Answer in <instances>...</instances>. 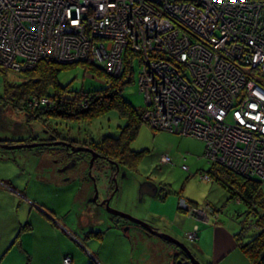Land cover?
Returning a JSON list of instances; mask_svg holds the SVG:
<instances>
[{
	"label": "built area",
	"instance_id": "2783aa9c",
	"mask_svg": "<svg viewBox=\"0 0 264 264\" xmlns=\"http://www.w3.org/2000/svg\"><path fill=\"white\" fill-rule=\"evenodd\" d=\"M45 48L112 76L133 53L143 121L200 139L206 161L264 181V0H0V64L29 68Z\"/></svg>",
	"mask_w": 264,
	"mask_h": 264
},
{
	"label": "rangeland",
	"instance_id": "374dc122",
	"mask_svg": "<svg viewBox=\"0 0 264 264\" xmlns=\"http://www.w3.org/2000/svg\"><path fill=\"white\" fill-rule=\"evenodd\" d=\"M48 51H50L48 48L40 50V53L36 54V56L41 55L42 57L32 62L35 61L36 63L39 60H52L61 64L71 62L64 61L66 58H62L64 62L46 58L45 56L52 55L51 51L50 54H47ZM67 55L71 56L70 53ZM4 59L2 60L3 63H1L3 66L0 64V93L5 84L19 82L24 79L25 74H23V71L32 67L14 68V66L9 64L8 58ZM83 62L89 63V59L85 58ZM104 66L106 67V65ZM104 66L102 68L97 67L102 69L107 75L112 76L104 70ZM123 66L122 60L121 69L117 75L121 73ZM131 68L132 80L125 84L121 95L132 107L141 109L144 105V100L138 92V62L136 59H133ZM56 80L60 85L69 83L71 89L81 91L100 88L105 84L102 77L84 70L79 64L59 72ZM47 101L45 99L44 103ZM20 120L22 121L19 113H10V116L5 117L4 124L0 123V134L9 135L20 130L22 134L34 133L35 135L27 142L19 143H44L48 141V146L56 145L51 143L55 141L53 139L44 140L47 133L43 129L46 128L43 122L41 124L34 119L31 120L26 128H21L23 126ZM140 120L141 122L136 129L134 137L128 142L129 149L141 150V155L135 160L134 166L117 165L115 167L113 163L101 159L93 163L89 169L93 181L85 177L83 181V188L88 194L84 202L83 200L80 201V199H78L79 202H74L72 197L76 190H80L78 186L82 184V181H80L81 176L86 174V152H75L77 159L74 164L64 166L63 171H57L58 164L51 159L52 156H55L53 154V152L55 153L54 149H49L50 151L44 150L42 144L15 149L9 148L11 160L3 159L0 156V237L2 240H12L19 227L24 223H28L31 227L30 230L22 234L19 232L21 236L15 240H59L62 250L72 254L75 253L76 260L84 262L87 257L86 254L77 251L76 245H74L73 241H70L72 239L61 235L57 231V227L53 226L52 223L53 221H59L55 220V217H57L60 221H65V225L68 228L76 225L78 214L83 209L85 210L83 204L85 203L87 207L101 208L98 202L109 195L112 190L111 187L114 185L116 188L108 197V207L143 220L123 210L121 207L131 208L143 214L146 217L143 221L148 222L153 227L155 226L149 221H160L164 225L172 224L177 230L176 235L164 232L158 228L157 230L176 238L190 250L194 249L193 243L185 237V234L192 231L193 225L197 224L196 222H201L200 218L204 219L208 216L209 222H207V225L212 224L214 219H219L223 223L233 226L235 230L238 229L240 224L247 226L252 222L254 214L251 213V210L245 213L240 212L245 208L250 209L249 206L247 208L242 201L237 202L233 198H228V189H225L216 181L212 179L206 181L198 177V172L204 173L209 167V164L202 157L203 142L201 140L160 128L153 129L142 120V112H140ZM15 121L20 122L19 124H14ZM48 121L46 120L45 122L54 126L62 134H72L77 138H90L92 140L104 134L115 137L119 134V130L124 124L123 116L116 109L107 110L90 118L89 121L71 122L54 117H50ZM40 124L44 125L43 128H41ZM66 129H70L72 132ZM6 144L10 145V143ZM161 155L168 156L170 161L160 162L159 158ZM181 165L187 168L184 169ZM66 177L68 182L65 183L63 179ZM102 178L106 180L105 189L107 195L105 194V197L99 198V179L101 180ZM221 179L229 189L237 191L230 179L222 176ZM145 180H151L157 186V191L159 189L168 190L167 194L163 198L155 196L150 200V197L146 196L143 200H138L139 184ZM92 182L95 185V197L93 196ZM179 192H181L182 196L196 203L194 206H190L188 202L181 201L184 205L185 213H179L187 216L186 207L193 208L189 211L191 215H188L193 219L190 230H186V226L182 227L169 218L174 216L172 210L175 207V195ZM91 198L93 199L91 200ZM34 199L42 201L51 214L43 209L44 212L35 206H30L29 204ZM205 199H207V204L212 210L207 208ZM252 208L257 209L255 204L252 205ZM90 212L89 209L86 214ZM100 213L106 216H104L106 219L103 222L94 225L95 229L101 231V238L99 239L101 241H96L95 243L96 249H98V257L102 262L100 264H175L173 260L184 261L180 254L175 253V258L170 254V251L174 248L175 251L180 250L172 243L148 233L141 226L125 218L107 212L104 213L103 209ZM95 215L99 218L101 217L98 212ZM175 219L178 218L175 216ZM115 220L118 225L113 223ZM201 223L204 222L202 221ZM109 226H116L118 234L123 237H115L113 235L114 229ZM251 230L250 227L245 228L247 233H251ZM136 232H140L143 237L134 239ZM91 240H94V243L98 239ZM207 240H213V230L207 232ZM191 253L193 254V252Z\"/></svg>",
	"mask_w": 264,
	"mask_h": 264
},
{
	"label": "trees",
	"instance_id": "16d2710c",
	"mask_svg": "<svg viewBox=\"0 0 264 264\" xmlns=\"http://www.w3.org/2000/svg\"><path fill=\"white\" fill-rule=\"evenodd\" d=\"M134 56L128 50L124 51V66L121 73L116 76H109L92 63L79 60L62 64L52 60H39L31 68L23 71V74H25L24 79L15 83H7L3 86L0 100L12 111L24 112L26 113V118L35 119L40 123L43 122L48 130L55 129L54 126L51 124L50 126L45 122L46 120L49 122L48 119L50 117L71 122H82L89 121L90 118L107 110L116 109L124 118V124L117 136L104 134L95 140L90 138L81 139L88 141L94 147V150L114 161L116 165L133 167L135 160L141 155V150L129 149L128 142L134 137L136 129L141 122L140 109H135L126 102L121 95V91L125 84L132 80L131 64L133 59H136ZM75 64H79L84 70L102 77L105 83L104 86L89 91H81L71 89L69 83L58 84L56 78L59 72ZM41 98L48 101L46 103H44L45 101L40 102ZM44 125H41V127ZM66 130L71 131L70 129ZM206 162L209 167L204 171L207 176V179L204 180L212 179L216 181L225 189H228V198H233L237 202L242 201L247 208L249 206L250 209L245 208L240 212L245 213L251 210V213L254 214L253 220L249 225L243 226L240 224L238 229L233 232L232 239L235 246L245 256L249 264H264V191H262L264 189V181L252 175L241 176L217 163ZM199 173L201 172L197 173L198 177ZM221 176L230 179L237 191L229 189L222 182ZM167 192L168 190L165 189L157 191L156 186L154 195L163 198ZM188 204L190 206L195 205ZM253 204L256 205V210L252 208ZM206 206L209 210L211 209L208 204ZM27 227L29 228L28 223L22 224L14 235L13 240L17 239L19 232L21 233ZM246 227L252 229L251 233L245 231ZM190 251L192 252V250ZM177 252L176 254H180L183 260L186 258L181 250ZM173 261L175 264H180L178 260Z\"/></svg>",
	"mask_w": 264,
	"mask_h": 264
},
{
	"label": "crops",
	"instance_id": "0c3cea01",
	"mask_svg": "<svg viewBox=\"0 0 264 264\" xmlns=\"http://www.w3.org/2000/svg\"><path fill=\"white\" fill-rule=\"evenodd\" d=\"M6 129V128H5ZM34 133H31L27 135L22 134L20 130L12 132L9 135H4L3 133L0 134V140H4L7 142H27L29 139L34 137ZM9 148L3 147L0 145V156H2L3 159L11 160L12 157H10L11 152H9ZM1 158V157H0ZM51 180V177H50ZM85 179L83 177L80 178V181H82V184L78 186L79 191L76 190L75 194L72 197V201L79 202L78 199L85 201L87 198V193L85 192L83 188V181ZM63 181L68 182L67 177L63 179ZM100 183V192L98 194L99 198L105 197L106 189H105V178L99 179ZM151 181V180H150ZM64 183V184H65ZM89 188V186H88ZM137 198L138 200H143L144 197L149 196L150 200L155 197V193L148 194L144 191V189L138 188L137 192ZM145 194V196H144ZM107 195V194H106ZM175 207L172 212L174 213L173 217H169L170 219L174 220L176 223L180 224L182 227L186 226V230H190V225H192V218L188 215H183L179 212L185 213L184 211V205L181 201L188 202L190 204H196L191 199H188L181 195V192L175 195ZM205 204H207V199H205ZM44 203L42 201L34 199L33 202H31L30 206H35L37 209L45 210L49 214H51L50 211H48L47 207L43 205ZM84 208H89L93 212H98L100 214V218L95 215L93 221L89 223L85 222L81 216V212L78 214L77 217V223L76 225H73L71 228H68L65 225V221H60V219L55 217V220H59L58 222L53 221V226H56L57 231L60 232L61 235L68 238L70 237L73 241L74 245H76V250L86 254V260L78 261L76 260L77 257H75V253L72 254L66 250H62L60 248L59 240H2L0 237V264H62V258L67 257L68 258V264H100L101 260L98 257V249H96V241L101 238V231L95 229L94 225L97 223H101L106 219L101 213L102 207H87V205L83 204ZM123 210L128 211L129 213L133 214L134 216H137L141 219H146V217L138 213L137 211L131 209V208H124L121 207ZM43 209V210H42ZM171 212V211H170ZM178 215V216H177ZM170 216V215H167ZM175 216L178 219H175ZM103 217V219H102ZM47 218V217H46ZM115 219V218H113ZM207 222H209V218L207 216ZM48 220H50L48 218ZM201 222H196V230H195V239L191 242L193 243L192 252L194 256L202 263V264H249L245 256L238 250V248L235 246L232 234L235 231V228L229 224L223 223L219 219H214L212 224H208L207 222L203 220V218H200ZM156 228L159 230H162L167 233H171L173 235L177 234L176 228L173 227L172 224L164 225L160 221L152 222ZM194 222V221H193ZM115 225H118V223L113 221ZM46 226V225H45ZM110 227V226H109ZM30 224L29 228L21 231V234L24 232H27L30 230ZM111 229H114L113 235L115 237H123L121 234H118V230L116 226L110 227ZM213 230V240H207V232H210ZM90 232V233H89ZM21 235L19 234V237ZM142 234L140 232H136L134 239H140L142 238ZM69 239V238H68ZM91 239H98L94 240ZM122 240L121 238H119ZM78 247V248H77ZM30 248V249H29ZM172 251H170V254H173ZM83 258V256H81ZM84 259V258H83ZM102 263V262H101Z\"/></svg>",
	"mask_w": 264,
	"mask_h": 264
},
{
	"label": "flooded vegetation",
	"instance_id": "af4514ba",
	"mask_svg": "<svg viewBox=\"0 0 264 264\" xmlns=\"http://www.w3.org/2000/svg\"><path fill=\"white\" fill-rule=\"evenodd\" d=\"M140 112H142V108L140 109ZM10 113H14V114L19 113V115L21 116V119H22V121L20 120L21 125L23 126L21 128H26L27 125H29L31 122V119L25 117L26 113L21 112V111H17V112L12 111L8 106L4 105L3 102L0 101V123L4 124L3 121H4L5 117L10 116ZM20 121H18V122L15 121L14 124H19ZM41 128H43V127H41ZM43 129H45V131L47 133V136L44 138V140H52L53 139V140H55L53 142L57 141V143H55L56 144L55 146H53V145L48 146V143H49L48 141H45L44 143L39 142V143H42V146H44V147H42L44 150L50 151L49 149H54L55 153L53 152V154L55 156L54 157L52 156L51 159L53 160V162H56L58 164L57 171H59V170L63 171L64 166L73 165L77 159V156L75 153L77 151H84L87 153V161H86L87 169H86V174L84 176L83 175L81 176L83 178L84 177L90 178V179L93 178L89 169H90L91 165L93 163H95L96 161H98L99 159L104 160V161H109V162L114 164V161L104 157L98 151L94 150L93 149L94 147L91 144H89L88 141H84L81 138L79 139V138L73 136L72 134H65V133L62 134L61 132L57 131L56 129H54V130H48L47 128H43ZM0 141H1L0 145L9 143V142L4 141V140H0ZM19 142H21V141H18V143ZM14 143H17V142H10V145L14 144ZM39 145H41V144H37L35 146H39ZM80 148L88 149V150L95 153L93 158H92L90 166H89L90 152L87 150L80 149ZM114 165H116V164H114ZM92 199L93 198H91V200ZM87 211H89V208H85V210L81 213V216L85 222L89 223V222L93 221L95 214L93 212L94 211L93 209H92V211L90 210L91 212L88 214H86ZM174 249H173L174 252H172L173 253L172 255H174L177 252Z\"/></svg>",
	"mask_w": 264,
	"mask_h": 264
},
{
	"label": "water",
	"instance_id": "95a60500",
	"mask_svg": "<svg viewBox=\"0 0 264 264\" xmlns=\"http://www.w3.org/2000/svg\"><path fill=\"white\" fill-rule=\"evenodd\" d=\"M51 143H54L55 144V143H57V141L56 142H51ZM37 144H42V143H39V142L38 143H14V144H11V145L1 144V146L6 147V148H10V149H15V148H19V147H30V146H34V145H37ZM80 149L87 150V151L90 152V158H89V166H90L91 165L92 158H93V156H94L95 153L92 152V151H90V150H88V149H84V148H80ZM91 180L93 181V178ZM92 187H93V190H94L93 196L95 197L96 192H95V185H94L93 182H92ZM115 188L116 187L114 185L113 188H112V190H111V192L109 193V195L107 197L101 199L98 202V204L104 210V213L107 212L109 214H112V215H116V216L125 218V219L133 222L134 224H137V225L141 226L148 233H151V234H153V235H155V236H157V237H159L161 239H164L165 241H168V242L172 243L174 246H176L177 248H179L185 254V256H186V258L184 259V261L180 262V264H201L200 261L197 260L193 256V254L191 253L190 249L185 244H183L182 242L178 241L176 238L170 236L167 233H164L162 231L157 230L156 227H153L152 225H150L146 221L140 220L138 218L132 217L130 214H127V213H124V212H121V211H118V210H115L113 208L108 207V204H107L108 197L115 190ZM138 188L144 189V191L147 192L148 194H153L156 191V185L152 181H150V180H145V181L141 182L139 184V187ZM94 214H96V212ZM203 220L206 221V217Z\"/></svg>",
	"mask_w": 264,
	"mask_h": 264
}]
</instances>
